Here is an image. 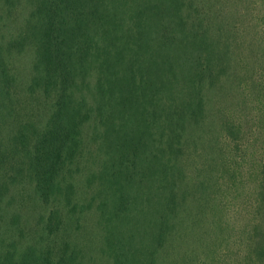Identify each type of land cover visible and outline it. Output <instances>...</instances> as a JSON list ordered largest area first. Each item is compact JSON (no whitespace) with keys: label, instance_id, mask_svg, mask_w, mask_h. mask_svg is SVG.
I'll use <instances>...</instances> for the list:
<instances>
[{"label":"rangeland","instance_id":"rangeland-1","mask_svg":"<svg viewBox=\"0 0 264 264\" xmlns=\"http://www.w3.org/2000/svg\"><path fill=\"white\" fill-rule=\"evenodd\" d=\"M11 2L0 0V60L11 78L0 111V254L13 252L21 260L45 252L76 264H117L123 257L129 264H264L253 251L264 242V209L257 204L264 155V0H184L185 13L200 18L226 51V69L213 86L205 85L203 113L198 123L185 122L180 152L171 158L177 206L163 241L155 226L156 176L124 187L123 171L112 174L121 169L120 150L109 145L105 129L113 124L130 132L136 124L130 114L100 123L108 101L97 86L96 61L87 67V84L76 81L72 89L74 100L91 110L77 153L67 160L49 203L39 200L27 177L28 141L45 127L55 94L30 91L36 74L34 0ZM21 40L23 47L6 50ZM152 102L146 145L130 157L138 172L153 163L157 169L158 158L166 161L158 149L164 140L160 120L152 115L160 114L158 99Z\"/></svg>","mask_w":264,"mask_h":264},{"label":"trees","instance_id":"trees-1","mask_svg":"<svg viewBox=\"0 0 264 264\" xmlns=\"http://www.w3.org/2000/svg\"><path fill=\"white\" fill-rule=\"evenodd\" d=\"M130 1L128 6L127 0H34L36 74L30 91L38 88L45 97L54 93L55 100L45 127L28 139L27 177L39 200L48 204L67 160L77 153L79 130L91 116L84 100H74L72 89L76 81L87 84V67L96 61L97 86L106 97L101 99L108 101L100 123L130 114L136 124L130 132L121 133L113 124L105 129L109 145L120 150L121 169L116 168L112 174L117 177L123 171L124 187L135 180L150 183L156 176L160 185L155 226L158 239L163 241L177 206L171 158L180 152L185 122L198 123L203 113L202 90L225 75L226 51L209 36L200 18L185 13L184 0ZM2 2L12 5L11 0ZM27 40L31 41L28 36ZM25 43L12 41L6 50ZM2 52L0 49V59ZM10 83L0 60V111L10 96ZM154 98L158 99L156 111L160 114L152 115L160 120L164 139L158 149L166 161L159 163L156 156L157 169H153V163L138 172L132 170L130 157L146 145L150 128L147 113L154 111L148 104ZM21 138H15V142H21ZM71 191L68 185L65 195L69 200ZM257 197L258 206L264 209V155ZM119 200L121 205L127 203L123 194ZM253 251L257 263L264 262V242L259 241ZM129 262L123 257L117 264ZM0 264L76 263L62 256L55 260L45 252L27 254L21 260L13 252H5L0 254Z\"/></svg>","mask_w":264,"mask_h":264}]
</instances>
